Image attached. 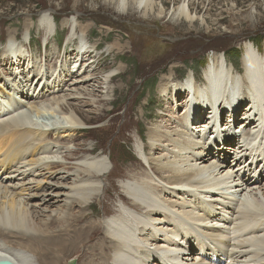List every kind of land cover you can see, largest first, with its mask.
Listing matches in <instances>:
<instances>
[{"label":"bare ground","instance_id":"1","mask_svg":"<svg viewBox=\"0 0 264 264\" xmlns=\"http://www.w3.org/2000/svg\"><path fill=\"white\" fill-rule=\"evenodd\" d=\"M105 5L117 16L170 15L189 29L199 23L210 30L207 19L193 13L198 10L192 0L180 1L172 12L159 0H106ZM77 19L63 23L74 25L68 37L73 49L56 74L50 69L61 58L60 47L52 52L47 46L57 41L51 12L41 14L37 24L45 32L44 59L29 46L30 19L22 39L13 30L2 50L0 262L264 264V49L245 41L241 66L215 52L202 78L191 74L184 81H175L176 62H171L158 85L164 112L145 134L135 133L134 161L142 170L122 174L119 165L113 184L111 148L80 156L73 166L63 164L72 176L63 175L55 161L63 149L74 155L70 150L88 124L86 113L109 112L113 94L123 88L113 81L126 72L123 65L94 77L104 54L100 42L90 40L92 25ZM134 43L131 38L123 44L119 37L106 51L118 56ZM95 51H100L97 59ZM79 62L85 71L75 68ZM127 108L113 119L128 116ZM45 112L52 120H35ZM140 112L145 116L144 107ZM108 184L117 187L120 201L101 219L104 214L91 203L105 198Z\"/></svg>","mask_w":264,"mask_h":264},{"label":"rangeland","instance_id":"2","mask_svg":"<svg viewBox=\"0 0 264 264\" xmlns=\"http://www.w3.org/2000/svg\"><path fill=\"white\" fill-rule=\"evenodd\" d=\"M159 1L164 4L167 12H172L175 5L183 0ZM192 1L198 10L193 13L201 18H206L210 30H207L206 25L199 23L193 30L189 29L186 25L170 21V15L162 18L154 15L150 20H143L141 16L132 17L131 14L117 16L113 8L106 7V0H0V58L9 33L17 30L18 38L22 39L24 26L30 19L29 22L33 24V27L29 46L39 54V60L44 59L46 53L45 32L38 30L37 24L41 14L48 11L56 17L57 21V31L55 32L57 41H54L52 45L48 44L47 46L50 47L48 50L56 51L58 44L61 56L60 59L54 60V64L52 63V71L59 66L60 60L69 55L73 49V44H68V37H71L74 25L69 23L64 27L63 23L66 19V21H70L68 19L76 15L79 16L77 22L92 25L90 40L100 42L99 50L101 52L95 51L94 58L97 59L96 56L99 52L104 54L101 61L98 59L99 69L93 73L94 77L113 68L116 69L118 66L124 65L125 67L126 72L120 73L113 81L114 85H122L123 88L117 90L116 95L113 94V102L108 107L109 112L100 116L96 113H86L88 117L85 122L88 124L80 129L76 143L72 144L70 150V153L74 155L69 156L67 154L69 151L63 149L61 160H55L60 163L58 169H63V175L72 176L73 174L72 168H70L71 171L65 172L63 164L73 166V163L79 160L76 158H80V156L94 153L98 155L110 148L112 149L114 167L113 165L110 167L112 172L109 179L112 182L114 180L113 184L118 183L116 180L118 177L113 170L119 165H121L122 174H127L135 167L142 170V167L134 161L138 156L134 147L137 139L135 133L139 130L145 134L147 128L152 123H156L158 117L164 112L162 110L165 102L158 91V85L169 71L168 66L176 62L174 63L176 64L175 71L172 72L176 76L175 81H184L191 74L196 78L199 76L202 78L205 70L211 67V55L215 52L224 55L229 65L232 61L237 66H241L244 52L242 44L245 41H254L257 46L264 49V0ZM261 13L263 15L260 16ZM219 18L222 20H218ZM246 18L248 21L242 23L241 21ZM119 37L123 44L131 42V38L138 43L133 44L132 50L122 52L118 56L108 53L107 47ZM143 39L147 43L142 44ZM232 53H235L237 57L230 58ZM86 67V64L79 62L75 68L85 71ZM0 73L2 74V71ZM3 82L1 80L0 84ZM127 107H130L128 116L113 119L112 115L115 112L124 111L128 109ZM141 107L145 108V116L140 112ZM82 109H88V106H84ZM180 110L178 109V112ZM52 118L51 114L46 112L35 115V120L39 122H48ZM113 120L116 124L111 127ZM238 128L241 130V127ZM238 128L236 127V130ZM66 155L70 160L61 162ZM108 185V195L105 194V198L101 202L92 201L91 203V209L104 214L103 217H99L101 219L108 217L106 210L112 212L118 209L116 203L120 201L119 198L117 199L119 195L117 187ZM103 210L105 213H102ZM14 239V241L18 240V238Z\"/></svg>","mask_w":264,"mask_h":264},{"label":"trees","instance_id":"3","mask_svg":"<svg viewBox=\"0 0 264 264\" xmlns=\"http://www.w3.org/2000/svg\"><path fill=\"white\" fill-rule=\"evenodd\" d=\"M233 57L235 58V57H237V55L235 53H232V55L230 56V58L233 59Z\"/></svg>","mask_w":264,"mask_h":264},{"label":"water","instance_id":"4","mask_svg":"<svg viewBox=\"0 0 264 264\" xmlns=\"http://www.w3.org/2000/svg\"><path fill=\"white\" fill-rule=\"evenodd\" d=\"M0 264H13L11 262H0Z\"/></svg>","mask_w":264,"mask_h":264}]
</instances>
